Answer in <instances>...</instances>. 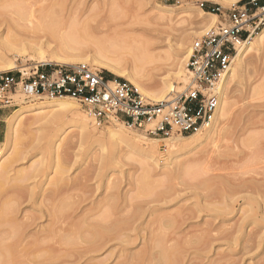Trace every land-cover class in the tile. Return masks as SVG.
<instances>
[{"label":"rangeland","instance_id":"rangeland-1","mask_svg":"<svg viewBox=\"0 0 264 264\" xmlns=\"http://www.w3.org/2000/svg\"><path fill=\"white\" fill-rule=\"evenodd\" d=\"M21 1L0 0V68L4 69L9 63H13L14 68L6 71L37 63L57 64L48 62L47 60L44 61L42 58L43 54L47 57L49 56L48 48L56 46L57 41L53 39L52 35L43 30H29L24 27L22 30V26L15 23L14 17H16L19 6L16 3L20 4ZM94 1L86 0L87 4L93 3L91 5L98 2L99 4H96L98 5L97 8H99L100 12L107 14V19L104 22L106 25L110 24L107 28H115L118 32L128 28V26H132L133 14H138L141 17L148 16L153 12V1L151 0L148 3L145 2V4H141L137 0H97L95 3ZM242 1L244 0H155V2L165 8H180L192 4L193 7L199 10L203 9L200 7V4L204 2L206 8L203 10L207 12H214L212 9L215 7L229 9ZM261 1L264 3V0ZM218 21L219 18L217 17L213 26L217 25ZM103 24L101 25L102 28L104 30L107 29L105 28L106 25ZM134 24L137 28L141 29L140 24ZM193 26L195 29H190ZM102 28L100 27V29ZM196 28L198 26L196 27L192 24L189 19L180 18L178 22L174 23L172 31L161 33V35L171 40L175 44V48L183 46H190L192 48L195 39L209 31L203 32L200 28ZM19 30L20 32H18ZM97 32L98 34L103 33V31ZM104 34L106 35L104 32L101 36ZM179 34H181V37H185L186 41L175 43L176 38L174 37H177ZM164 46L161 47L162 49H159V52L163 54L168 49L166 45ZM96 50L97 46L92 44L84 47L80 53L85 57L91 58ZM90 64L101 69L108 77L128 81L125 78L117 77L109 70L103 68L101 64L93 62ZM248 64L244 77L240 79L237 85L231 88V116L230 120L226 121L228 131L222 132L224 134L223 138L221 134L220 138H217L213 143H204L186 153V149L179 145H171V143L160 141L158 142V150L155 149V151L150 152L148 149L150 146L149 139L163 137L148 136L141 130L130 129L124 125V129L128 133L136 136V139L133 141L134 143L130 144L129 147L124 143L115 146L108 142L105 148H103L104 150L98 152L97 154L99 155L95 156L94 153L99 146L96 145L95 138H91L87 142L85 141L82 146L78 145L70 150L73 155V158H71L73 160V167L64 176L69 183L75 180L80 183L78 187H75V189L77 188L76 193L78 192L82 196V202L79 205L80 209L81 207L90 208L95 201H99L106 190L103 187L105 175L113 174L112 180L114 182H121L120 185L118 184L120 190L123 192L128 191L129 197L132 196L131 201L133 206L131 209L134 211L128 210L130 212L128 216L132 215V218H129L130 220L128 221L131 222L129 224L131 230L124 231L126 242L121 243L120 240H115L105 248L92 253H85L86 244L73 246L62 244L60 245V263L55 260L58 264H118L124 261L127 255L143 248V235L147 239L150 238V234L148 233H153L155 230L157 232L161 231L162 225L165 228V233L167 232L168 236L175 238L173 242L177 240L181 247H183L184 241L189 235L194 236H190L189 238L191 239L190 242H193L192 244L190 243V247L186 243L185 246L187 245L188 247L182 248L185 251L183 250V253H181V264H259V262H263V246L246 254H241L238 244L230 237L231 234L239 235L245 229L250 230L252 227L258 230L257 236L264 237V220L262 218L264 215L262 211L264 197L261 194L252 193L251 190L244 189L237 180L240 177H251L250 175L258 178L260 175L257 176V171H263L261 166H264L262 162L264 161L262 159L264 158V49L254 51ZM160 78L159 76L158 79ZM173 82L176 85V90L172 92V97L176 91H182L187 85V71L180 77L174 78ZM43 100L48 101L49 99H33L17 95L15 97L16 106L0 107V150L4 148L8 130L13 122L14 112L24 104L22 101L31 104ZM66 100L70 101L74 108H78L80 114L86 115L90 120H93V127L96 130H104V127L99 126L94 117L87 114L75 100L70 98ZM60 111L57 107L45 108L40 113L42 118L36 119V115L31 113L33 115H28L22 121L19 142L12 149L13 154L7 155L11 157L16 152H23L24 158L15 164L16 170L28 167L34 161H40L47 169L49 160L51 159V155L48 153L47 142L49 137L50 140H53L54 138L51 136L56 134L51 130L50 120L56 117ZM71 116L74 118L76 114ZM250 121L251 123L258 121L259 125L263 128L252 131L260 134L256 144L249 146L252 143L250 142L247 145H242L239 141V131L246 124H249ZM222 126L223 124H221ZM83 131L85 130L80 126V123H74L72 127H69L60 137V141H58L60 147L62 146L60 150L64 151L67 143L78 142ZM190 135L173 134L166 138ZM62 143L64 144L62 145ZM93 147L94 149H92ZM111 148L119 151L120 158L112 160V162L110 161L104 169L100 170L102 154L107 155ZM188 168V171L196 168L198 170L196 169L194 174L187 172L186 169ZM145 171L150 173L152 179L155 180L153 184L150 181V186L155 185L154 187L156 188L155 192L151 190L152 196H148L149 193L142 194L137 188V179ZM55 177L56 174L51 170L49 179L53 180ZM43 178H45L44 174L41 179H32L28 182L27 185L31 197L20 206V214L18 212L19 222H21L20 219L25 211L28 216H32V220L27 219L29 222H34L29 228L31 231H37L40 229V226L49 223L47 216L41 211L43 209L46 210V206L49 205L50 207L51 205L48 204L50 203L48 200L44 203L42 201V198L44 199L45 197L43 193L50 188V181L45 184L43 183L42 187H40V181ZM60 198L64 200L67 197L62 195ZM73 200L66 201L73 202ZM135 208L138 209L140 214H138L139 212H135ZM133 212L136 214L133 215ZM21 214L23 215L21 216ZM171 214L175 215L174 225L177 226H175L176 229L174 228V230L177 232L173 231L172 228L174 226L172 228L169 226V219H174ZM133 216H136V221H134ZM158 216L160 218L163 217V219L156 218ZM159 220L162 221L160 223L162 225H158ZM253 220L254 222L250 224ZM152 226L156 227L154 231H152ZM156 231L155 233H157ZM170 231L175 232V234L169 233ZM195 233H199L198 236L200 234L204 236V241L200 242L201 244L196 242L198 237H196L197 235L195 236ZM186 234L188 235L186 236ZM207 239L212 240V243L209 247L205 248L202 245L205 244ZM56 262L51 260L49 264H55Z\"/></svg>","mask_w":264,"mask_h":264},{"label":"bare ground","instance_id":"bare-ground-1","mask_svg":"<svg viewBox=\"0 0 264 264\" xmlns=\"http://www.w3.org/2000/svg\"><path fill=\"white\" fill-rule=\"evenodd\" d=\"M137 1L145 4V2L148 3L150 0ZM151 1H153V12L148 16L141 17L138 14H133L132 26H128V28L120 32L115 28H107L110 25L104 23L107 19V14L100 12L99 8H97L98 5H96L98 2L94 5H91L93 3H89V5L86 0H22L20 4L15 2L19 6L14 19L15 23L22 26V30L24 27L29 30L47 31L57 41L55 47L48 48L50 53L48 57L44 54L42 55L44 61L47 60L48 62L57 64L77 62L101 64L103 68L109 70L117 77L127 79L142 94H145L147 98L155 101H172L173 97L171 94L176 90L173 79L180 77L187 71V81H189V72L186 64H188L193 47L183 46L175 48V44L167 37H163L161 33L172 31L174 23L178 22L180 18L189 19L192 24L196 27L198 26L196 29L200 28L203 32L206 30L210 31L218 16L214 12H207L203 9L199 10L193 7L192 4L180 8H165L155 2V0ZM101 23H104L107 29L104 30ZM134 23L140 24L141 29L137 28ZM263 28L260 32L249 38L238 50L230 70L219 83L217 87L219 96L218 105L209 125L199 132L190 133V136L150 138V146L148 147L150 152L155 151V149L158 150V142L164 141L165 143H171V145H179L186 149V153H189L192 149L204 143H213L217 138H220L222 132L228 131L226 121L230 120L231 116V88L237 85L246 74L252 53L264 49ZM190 29L194 30L195 28L193 26ZM97 31H103L106 35L101 36L103 33L98 34ZM174 38H176L175 43L186 41V38L181 37V34ZM92 44L97 46V50L92 57L83 56L80 53L81 50ZM164 45L168 49L163 54L159 52V49L165 47ZM13 68V63H9L4 69L0 68V71ZM159 76L161 77L160 79H158ZM66 99L52 98L48 101L43 100L31 104L22 101L24 104L14 112L13 122L8 130L4 148L0 150V264H47V262L49 264L51 260L54 262L57 260L60 263V245L62 244L71 246L86 244L85 253L97 252L115 240H120L121 243L126 242L124 231L131 230V226L129 225L131 222L128 221L130 220L129 218H132V215L128 216L130 215L128 210L134 211L131 209L133 206L131 201L132 196L129 197L128 191L123 192L120 190L119 185L121 182H114L112 180L113 174H110L111 177L110 175H105L103 187L106 190L99 201H95L90 208L81 207V209L79 205H81L82 196L78 192L76 193L77 188L75 189L80 183L79 181L76 182V180L69 183L64 174L69 172L73 167V160L71 159L73 155L70 150L78 145L82 146L85 141L87 142L89 139L95 138L96 145L99 146L94 153L97 156L99 155L97 153L104 150L103 148H105L108 142L115 146L124 143L129 147L130 144L134 143L133 141L136 139V136L128 133L124 129V124L119 122L103 125L104 130H96L93 127V120H90L86 115L80 114L78 108H74L71 102ZM52 107H57L61 111L50 120L51 130L56 134L51 136L55 141L54 139L50 140L49 137L47 142L48 153L51 155L47 169L40 161H34L28 167L16 170L15 164L24 158L23 152H16L11 157L7 155L13 154L12 149L19 142L22 121L31 113L36 115V119L42 118L40 113L43 109ZM73 114H76V117L73 118L71 116ZM74 123H80V126L85 131L82 132L78 142L67 143V147L64 151H61L60 148L62 149V146L60 147L58 141H60V137ZM250 123L246 124L239 131V141L242 145L252 142L250 143L251 145L249 144V146H252L259 140L260 134L252 131L263 127L259 125L258 121ZM221 124H223L222 127ZM221 136L223 138L224 134ZM119 158V151L111 148L107 155L102 154L100 170L104 169L110 161L112 162V160H118ZM262 162L264 163V161ZM261 168L263 169L262 172L257 171V176L260 175L258 178L250 175L251 177H240L237 180L244 189L251 190L252 193L261 194L264 197V166H261ZM196 169L188 171V168L186 170L195 174ZM51 170L56 174L53 180L49 179ZM43 174L45 178L40 181V187H42L43 183L45 184L50 181V188L43 193L45 197L44 199L42 198V201L44 203L48 200L51 208L48 205L46 206V210L43 209L41 212H44L47 216L49 223L46 224L47 226H40V229L37 231H31L29 228L34 222H29L27 219L32 220V216H28L26 211L23 212V210L24 215L21 214L23 216L22 218L20 217L21 222H19L18 212L21 208L20 206L31 197L28 190V182L32 179H41ZM150 181L153 184L155 180L152 179L151 174L147 171L137 179V188L142 194L149 193L148 196H152L151 190L155 192V185H152L155 188L153 189L150 186ZM62 195L67 198L61 199ZM66 200H73V202ZM137 208L140 209L138 206ZM137 208H135V212L138 213ZM262 211L264 214V204L262 205ZM135 212H133V215L136 214ZM174 217L175 215H173ZM133 218L136 221V216H133ZM156 218H160V216ZM161 218L163 219V217ZM262 218L264 220V215ZM170 219L169 226L170 228L174 226L172 229L176 231L174 230L175 226H177L174 225L175 218L173 220ZM253 222L254 220L250 224ZM160 223L162 221L158 225H162ZM133 229L135 230L134 227ZM155 229L156 227L152 226V231ZM148 231L150 232V230ZM155 231L148 233L150 234V238L148 239L143 235V248L127 255L126 259L118 264H181V253L184 250L182 248H186V243L190 247L193 242L191 243V239L189 238L193 235H189L184 241L185 244L181 247L177 240L173 242L175 238L168 236L167 232L165 233L163 225L161 226V231H156L157 233ZM173 231L169 233L175 234ZM257 233L258 230L252 227L250 230L245 229L239 235L231 234L230 237L238 244L241 254H246L262 246V252L264 253V237L257 236ZM198 234L195 233V236L197 235L196 237H198L196 242L200 243L204 241V236L201 234L198 236ZM211 243L212 240L207 239L202 246L206 248ZM262 261L259 264H264V259ZM57 262L55 264H58Z\"/></svg>","mask_w":264,"mask_h":264},{"label":"built area","instance_id":"built-area-1","mask_svg":"<svg viewBox=\"0 0 264 264\" xmlns=\"http://www.w3.org/2000/svg\"><path fill=\"white\" fill-rule=\"evenodd\" d=\"M201 8L206 4L201 2ZM219 21L195 39L187 67L188 84L172 101L147 98L126 80L111 78L87 63H37L0 72V107L16 106L26 98H70L99 126L123 123L152 137L190 134L211 122L219 83L230 70L238 50L264 27V3L244 0L229 9L215 7Z\"/></svg>","mask_w":264,"mask_h":264}]
</instances>
